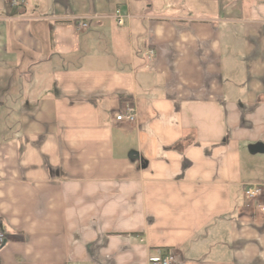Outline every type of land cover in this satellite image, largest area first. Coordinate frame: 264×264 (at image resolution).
Returning a JSON list of instances; mask_svg holds the SVG:
<instances>
[{
  "label": "crops",
  "instance_id": "1",
  "mask_svg": "<svg viewBox=\"0 0 264 264\" xmlns=\"http://www.w3.org/2000/svg\"><path fill=\"white\" fill-rule=\"evenodd\" d=\"M249 184L264 0H0V264H264Z\"/></svg>",
  "mask_w": 264,
  "mask_h": 264
},
{
  "label": "built area",
  "instance_id": "2",
  "mask_svg": "<svg viewBox=\"0 0 264 264\" xmlns=\"http://www.w3.org/2000/svg\"><path fill=\"white\" fill-rule=\"evenodd\" d=\"M13 4L25 3V0H11ZM115 17L118 24L123 25L125 20L129 15H124L122 10L118 8L115 11ZM78 24L80 28H87L88 23L86 18L78 19ZM154 56V51L149 50V57ZM137 118V111L133 104H128L125 108L116 115L118 121H127L129 123H134ZM264 186L260 184H249L245 187V197L247 199L257 200L261 197ZM258 210L264 212V202L257 204ZM7 240V234L3 229H0V244H3ZM151 264H177V254L174 250L169 249L160 259L153 260Z\"/></svg>",
  "mask_w": 264,
  "mask_h": 264
},
{
  "label": "rangeland",
  "instance_id": "3",
  "mask_svg": "<svg viewBox=\"0 0 264 264\" xmlns=\"http://www.w3.org/2000/svg\"><path fill=\"white\" fill-rule=\"evenodd\" d=\"M124 122H127V121H124ZM127 123H129V122H127ZM263 192H264V189H263ZM263 192H262V195L264 194ZM262 195H261V196H262ZM177 261H178V258H177Z\"/></svg>",
  "mask_w": 264,
  "mask_h": 264
}]
</instances>
